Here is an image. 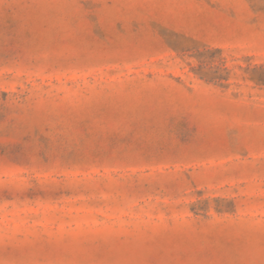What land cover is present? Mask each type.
Returning <instances> with one entry per match:
<instances>
[{
	"label": "rangeland",
	"instance_id": "obj_1",
	"mask_svg": "<svg viewBox=\"0 0 264 264\" xmlns=\"http://www.w3.org/2000/svg\"><path fill=\"white\" fill-rule=\"evenodd\" d=\"M0 264H264V0H0Z\"/></svg>",
	"mask_w": 264,
	"mask_h": 264
}]
</instances>
